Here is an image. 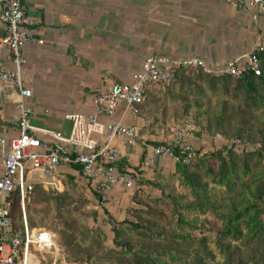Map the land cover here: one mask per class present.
Masks as SVG:
<instances>
[{
    "label": "crops",
    "instance_id": "1",
    "mask_svg": "<svg viewBox=\"0 0 264 264\" xmlns=\"http://www.w3.org/2000/svg\"><path fill=\"white\" fill-rule=\"evenodd\" d=\"M20 2L25 14L36 20L32 40L22 49L27 59L22 81L32 91L26 102L33 109L31 123L37 129L34 134L50 143L54 142L52 132L69 135L68 115L92 113L96 93L117 83L131 84L133 75L150 54L199 57L208 66L217 68L250 53L264 26V19L254 20L250 10H240L226 0ZM4 32L5 24L0 21V36ZM9 56L6 48L1 49L0 65L12 67ZM0 93L5 96L0 103V137L11 139L18 135L11 122L17 112L19 93L2 82ZM118 121L138 129L135 145L126 144L124 137L114 142L122 156L118 165L121 171L132 173L135 181L147 183L174 170L173 158L158 157L152 165H144L149 151L146 145L172 142V135L166 136L163 130L141 133L143 127L152 124L153 118L138 116L122 103L112 116L99 119L102 124ZM166 122L168 125L169 120ZM216 136L198 131L192 140L197 152L202 155L217 147L223 139L221 136L214 143ZM95 137L104 139L101 135ZM2 172L0 166V175ZM66 175L77 180L82 177L79 169L61 166V191ZM30 179L37 182V174L30 173ZM126 198L122 186L109 193L111 204H125Z\"/></svg>",
    "mask_w": 264,
    "mask_h": 264
},
{
    "label": "trees",
    "instance_id": "2",
    "mask_svg": "<svg viewBox=\"0 0 264 264\" xmlns=\"http://www.w3.org/2000/svg\"><path fill=\"white\" fill-rule=\"evenodd\" d=\"M260 58L259 75L251 71L234 78L180 69L172 82L146 90L135 113L153 121L141 133L164 130L170 110L180 108L182 122L193 119L200 132L220 134L223 140L213 150L198 153L192 163L177 161L171 173L147 182L162 190L161 183L177 181L188 195L169 192L165 198L146 196L141 201L143 207L130 206L134 219L111 222L113 246L106 245L101 263L264 264V54ZM202 84L211 95H220L217 109H204L202 100L207 93ZM232 138L240 144L229 145L227 141ZM249 142L254 148L246 147ZM72 167L80 171L79 166ZM66 182L73 190L46 191L35 185L25 197V210L29 213L31 205L39 203L53 209L60 221L58 240L65 249L64 256L75 264H91L97 253L88 248H100L107 236L98 227L99 235L90 240L83 226H78L72 208L76 202L75 176L66 175ZM93 195L99 199L95 190ZM7 201L13 227L21 230L19 192H12ZM77 201L85 207L88 203L83 197ZM207 214L218 224L213 239L196 232L200 216ZM27 220L30 227H37L30 215Z\"/></svg>",
    "mask_w": 264,
    "mask_h": 264
},
{
    "label": "built area",
    "instance_id": "3",
    "mask_svg": "<svg viewBox=\"0 0 264 264\" xmlns=\"http://www.w3.org/2000/svg\"><path fill=\"white\" fill-rule=\"evenodd\" d=\"M240 10H250L254 20L264 19V0H226ZM0 21L5 24V32L0 36V50L9 51L12 67L0 65V82L13 86L19 93L17 112L12 125L18 135L11 139L0 137L1 161L3 172L0 175V264H59L63 255L55 232L46 228L29 226L25 197L35 185L46 190L60 191L61 166H79L82 178L93 186L101 204L109 199V193L116 187L132 189L135 178L130 172H123L118 165L122 159L119 148L114 144L118 137L125 143H137L138 129L122 121L102 124L99 119L112 116L122 103L135 111L141 103L146 90L168 84L176 78L180 69L201 70L211 75H230L241 77L246 72L261 73L260 54H264V26L256 35L250 53L240 55L226 65L212 68L199 57L176 58L153 53L143 61L141 69L132 77L129 85L114 84L93 97V111L85 115L74 113L67 116L71 121L68 136L52 132L54 142H43L34 133L37 130L31 123L33 109L26 99L32 91L23 85L22 71L27 59L22 49L32 40V28L36 20L27 16L20 0H0ZM0 93V103L4 101ZM198 127L192 121H183L172 128V142L164 145H146L149 149L144 160L146 167L156 158H173L184 164L192 163L198 156L193 145V137ZM96 135L104 137L102 141ZM220 134L214 138L215 141ZM229 145L240 144L238 139H229ZM30 173L37 174V182L30 179ZM18 191L21 198L23 227H13L10 204L7 197Z\"/></svg>",
    "mask_w": 264,
    "mask_h": 264
},
{
    "label": "rangeland",
    "instance_id": "4",
    "mask_svg": "<svg viewBox=\"0 0 264 264\" xmlns=\"http://www.w3.org/2000/svg\"><path fill=\"white\" fill-rule=\"evenodd\" d=\"M204 89L207 95L205 98H203V103L205 104L204 109H217L218 103L220 101V95H211L210 91L205 88V86L201 85ZM170 115L168 117L169 123L166 126V128L163 130L166 136L171 137L172 135V128L176 125L181 123L182 121V113L180 108H176L175 110H170ZM193 120V119H192ZM191 120V121H192ZM194 123V121H192ZM196 125V123H195ZM198 127V131L200 130V125H196ZM203 133V132H201ZM205 135H209L212 137L208 132H204ZM233 139V138H232ZM250 144H247V148H254V144L252 142H249ZM216 145V144H215ZM217 146V145H216ZM64 190H73L72 187L66 182V177L64 179ZM77 187L73 191L74 199L76 202L72 204V208L75 210V218L77 220L78 226H83V229L85 230L84 233L86 236L90 238V240L93 239V237H97L98 234V227L101 228L107 236V239L103 241L102 246L99 247H93L94 245H91L88 249H90L95 256L93 257V260L91 264H107L108 262L104 261L101 263L104 257L105 247L113 246V232L111 231V222L114 220H117L118 222L123 221L124 219H134L132 216L133 213L131 210H129V207H137L141 208L143 205L141 204V201L144 199V197L149 196L150 198H165L166 194L169 192H174L175 194H187V190L183 189L178 182L174 183H168L167 181L162 184V190L155 188L154 186L148 184V183H141L138 180L135 181V186L132 189H125L126 194V203H113L111 204V199L107 200V203L101 204L99 199L93 195V187L91 184L86 182L82 177L78 180L76 179ZM46 190V189H44ZM46 191H53V189L46 190ZM58 191V190H56ZM60 190V192H62ZM188 195V194H187ZM78 197L85 198L88 203L85 206H83L80 202L77 201ZM114 205V206H113ZM77 210V211H76ZM105 210L108 211V213H105ZM22 211V208H21ZM46 211H49L48 214H46ZM91 211H95L96 214H92ZM31 216L33 218V221L37 223V227L35 228H46L56 233L57 237L58 235V228L59 226V219L56 215V212L51 209L49 210V207L43 203L39 204H32L31 210L29 213L26 211V216ZM23 216V214H22ZM44 218V224H41L42 219ZM200 224L199 228L196 230L197 233L203 232L204 235L208 236L209 238L213 239L215 236V229L217 227V221L212 215H203L200 216ZM202 225V226H201ZM88 232V233H87ZM83 234V233H82ZM58 244L61 247L62 251H65L63 245L60 242V238L58 240ZM213 247V245H212ZM107 248V247H106ZM84 254L86 255V251H84ZM88 254V253H87ZM84 255V256H85ZM73 259H68L66 255H62L59 259V264H75Z\"/></svg>",
    "mask_w": 264,
    "mask_h": 264
}]
</instances>
